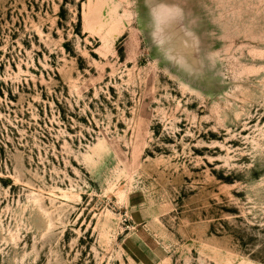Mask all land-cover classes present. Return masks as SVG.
<instances>
[{
    "label": "rangeland",
    "instance_id": "obj_1",
    "mask_svg": "<svg viewBox=\"0 0 264 264\" xmlns=\"http://www.w3.org/2000/svg\"><path fill=\"white\" fill-rule=\"evenodd\" d=\"M0 264H264V0H0Z\"/></svg>",
    "mask_w": 264,
    "mask_h": 264
}]
</instances>
